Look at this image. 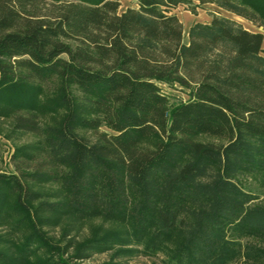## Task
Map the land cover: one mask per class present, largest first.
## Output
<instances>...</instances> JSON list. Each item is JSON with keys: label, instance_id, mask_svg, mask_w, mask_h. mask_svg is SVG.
Instances as JSON below:
<instances>
[{"label": "trees", "instance_id": "trees-1", "mask_svg": "<svg viewBox=\"0 0 264 264\" xmlns=\"http://www.w3.org/2000/svg\"><path fill=\"white\" fill-rule=\"evenodd\" d=\"M192 1L0 0V115L41 137L0 172V264H264L243 183L264 173V35L217 14L184 43ZM197 1L264 26V0Z\"/></svg>", "mask_w": 264, "mask_h": 264}, {"label": "rangeland", "instance_id": "rangeland-1", "mask_svg": "<svg viewBox=\"0 0 264 264\" xmlns=\"http://www.w3.org/2000/svg\"><path fill=\"white\" fill-rule=\"evenodd\" d=\"M119 1V11H123L128 7L137 8L138 0H117ZM172 13L177 15L179 18L182 29L184 43L188 42V29L195 22H208L214 15H223L232 18L239 23H241L246 29L251 31H259L264 35V26L259 22L247 19L243 16L237 15L233 12L227 11L225 9L219 8L215 3H200L197 0H193L190 4H179L171 10ZM264 46V42H263ZM163 89L172 95V99L180 100L187 97V93L179 86H168L163 84ZM4 113L6 111L5 108ZM8 115H0V172H15V166L12 162V154L14 153L17 146L23 145L25 143H33L37 140H41V137L29 133V132H19L12 127L11 114L14 112L10 110ZM41 121L49 122L52 121V114L47 112L41 115ZM84 134L94 138L95 135L91 131H84ZM202 140L217 141L213 137L202 135L198 137ZM40 156H44L43 152H40ZM243 183L247 189L252 190L258 195V202H264V173L249 175L243 180ZM46 187V186H42ZM5 227H0V232L5 231ZM245 243H250L254 245H263V241L260 239L248 237L244 239ZM109 259V253H97L90 258L78 260V264H99ZM124 264H165L164 255L158 254L155 256L146 255H135L128 257L123 260ZM8 264V263H7ZM228 264H259L247 260L244 256H240L237 259L231 261ZM261 264V263H260Z\"/></svg>", "mask_w": 264, "mask_h": 264}]
</instances>
